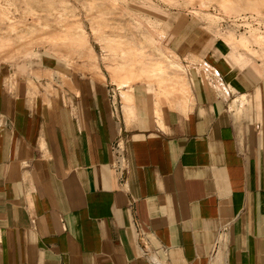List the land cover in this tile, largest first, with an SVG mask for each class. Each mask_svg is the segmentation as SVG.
Returning <instances> with one entry per match:
<instances>
[{
  "label": "crops",
  "instance_id": "1",
  "mask_svg": "<svg viewBox=\"0 0 264 264\" xmlns=\"http://www.w3.org/2000/svg\"><path fill=\"white\" fill-rule=\"evenodd\" d=\"M175 54L186 98L0 66V264H264V77L207 32Z\"/></svg>",
  "mask_w": 264,
  "mask_h": 264
},
{
  "label": "rangeland",
  "instance_id": "2",
  "mask_svg": "<svg viewBox=\"0 0 264 264\" xmlns=\"http://www.w3.org/2000/svg\"><path fill=\"white\" fill-rule=\"evenodd\" d=\"M200 31L264 77V0H0V66L48 58L116 87L140 82L186 98L176 44Z\"/></svg>",
  "mask_w": 264,
  "mask_h": 264
},
{
  "label": "built area",
  "instance_id": "3",
  "mask_svg": "<svg viewBox=\"0 0 264 264\" xmlns=\"http://www.w3.org/2000/svg\"><path fill=\"white\" fill-rule=\"evenodd\" d=\"M113 153H114L115 163L117 164V168L119 169L120 164L123 161L122 150L118 145H115L113 149Z\"/></svg>",
  "mask_w": 264,
  "mask_h": 264
}]
</instances>
